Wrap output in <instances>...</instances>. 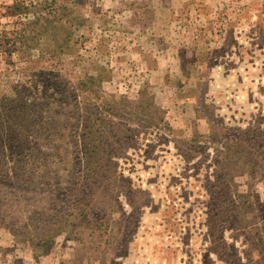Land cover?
Segmentation results:
<instances>
[{"label": "rangeland", "instance_id": "obj_1", "mask_svg": "<svg viewBox=\"0 0 264 264\" xmlns=\"http://www.w3.org/2000/svg\"><path fill=\"white\" fill-rule=\"evenodd\" d=\"M77 4L85 25L61 57L65 77L106 75V96L141 109L133 124L110 121L117 150L95 226L72 216L46 256L1 228L0 264H264V0ZM6 117L36 130L34 113ZM63 129L50 183L82 161ZM60 194L50 207L69 203Z\"/></svg>", "mask_w": 264, "mask_h": 264}, {"label": "trees", "instance_id": "obj_2", "mask_svg": "<svg viewBox=\"0 0 264 264\" xmlns=\"http://www.w3.org/2000/svg\"><path fill=\"white\" fill-rule=\"evenodd\" d=\"M77 7V0H11L5 11L10 22L0 30V62L7 67L0 73V229L21 236L35 256L51 252L72 216L95 226L97 190L109 187L104 183L110 172L108 160L117 150L110 121L128 117L133 124L139 108L106 96L102 90L106 75L92 74L74 83L65 77L61 57L85 25L75 15L81 14ZM67 92L71 100L64 99ZM66 106L71 110L67 116ZM139 109L152 122L153 114ZM8 112L34 113L36 130L15 127ZM67 125L77 133L73 144L82 161L62 180L50 183L44 174L56 164L60 150L56 144ZM58 193L69 203L50 207L48 197Z\"/></svg>", "mask_w": 264, "mask_h": 264}]
</instances>
